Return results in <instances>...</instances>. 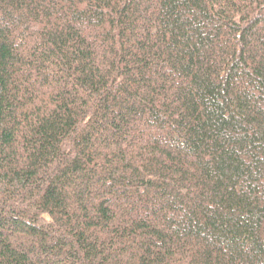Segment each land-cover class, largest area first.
<instances>
[{
	"label": "trees",
	"instance_id": "obj_1",
	"mask_svg": "<svg viewBox=\"0 0 264 264\" xmlns=\"http://www.w3.org/2000/svg\"><path fill=\"white\" fill-rule=\"evenodd\" d=\"M0 264H264V0H0Z\"/></svg>",
	"mask_w": 264,
	"mask_h": 264
}]
</instances>
